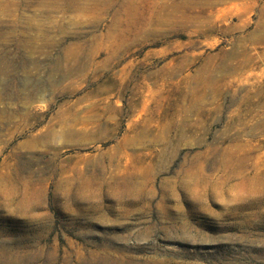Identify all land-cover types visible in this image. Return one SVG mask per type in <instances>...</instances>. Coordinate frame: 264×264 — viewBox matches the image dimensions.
<instances>
[{"label":"rangeland","instance_id":"1","mask_svg":"<svg viewBox=\"0 0 264 264\" xmlns=\"http://www.w3.org/2000/svg\"><path fill=\"white\" fill-rule=\"evenodd\" d=\"M9 1L0 264H264V0H186L181 19L143 1L131 32L147 34L122 43L96 0ZM51 124L49 145L32 144Z\"/></svg>","mask_w":264,"mask_h":264},{"label":"bare ground","instance_id":"2","mask_svg":"<svg viewBox=\"0 0 264 264\" xmlns=\"http://www.w3.org/2000/svg\"><path fill=\"white\" fill-rule=\"evenodd\" d=\"M20 1V0H19ZM18 1V2H19ZM67 2H65L66 3V9L69 7V8H78L81 12H82V10H85V12L87 11V10H89L90 9V7H86V6H88V2H89V0H84V2L86 1V3L87 4H85V3H83V2H80L81 0H66ZM83 1V0H82ZM92 1V0H91ZM97 1V2H96ZM95 1V5H93V7L95 8V9H97L98 11H100V12H103V13H108V11H112L113 12V20L111 19V26L110 27H112V26H114V28L116 29L115 31H118V33L116 34L117 36H116V39L117 40H120L121 41V43H122V40H123V38L127 35V36H129V35H132V34H140L141 33V31H142V33H146L145 32V30L143 31V26L141 27V31H139V29H138V31H136V32H134V33H132L131 32V30H132V28L134 27V25L136 24V23H138L137 22V19H138V16H139V14L137 15V13H138V8H139V5L144 1V2H149L147 5H149L148 7H147V10H148V12L150 13V0H96ZM223 0H196L195 1V5H196V8H202V7H211V6H213L214 4H217V3H219V2H222ZM227 1V0H226ZM34 3H35V6H33L32 8L34 9V7H35V9L37 8V7H39V6H41V8H42V10L43 11H50V10H52L53 11V9H51V8H53V6L55 5V4H57V2L59 3V2H63L62 0H34L33 1ZM93 2H94V0H93ZM190 2V1H189ZM0 3H2L1 4V6H0V16L2 15V16H7V15H10L11 14V10H10V7H14L15 9H16V7H19V5H21V2H19L18 4L17 3H13V2H11V1H9V0H0ZM29 4V3H28ZM33 4V3H32ZM63 4V3H62ZM81 4H83V5H86V6H82ZM92 4V3H91ZM154 4V3H153ZM152 4V11H156V6L155 5H153ZM158 4V3H157ZM221 4V3H220ZM164 5V4H163ZM188 4H187V1L186 0H167L166 1V3H165V6L163 7V9L162 10H166V11H168V14L170 15V16H177V17H179L180 19L183 17V14H184V9H186V6H187ZM59 6H60V3H59ZM64 6V5H63ZM90 6H92V5H90ZM222 6V5H221ZM224 6V5H223ZM158 7V6H157ZM192 7V6H191ZM190 7V8H191ZM31 8V7H30ZM40 8V7H39ZM64 8V7H63ZM89 8V9H88ZM66 9H64V10H66ZM74 9V10H75ZM78 9H76V10H78ZM87 9V10H86ZM111 9H114V10H111ZM192 9V8H191ZM237 10L238 8L235 6V5H232V6H229V7H226V8H224V9H222V10H220L219 12L220 13H223V14H226V11H231V10ZM17 10V9H16ZM41 10V9H40ZM78 10V11H79ZM199 10V9H198ZM13 11H14V9H13ZM51 11V12H52ZM68 11V10H67ZM69 11H70V9H69ZM90 11H93V9L92 10H90ZM41 12V11H40ZM159 12V11H158ZM218 12V13H219ZM14 13V12H13ZM44 13V12H43ZM50 13V12H49ZM48 13V14H49ZM154 13V12H153ZM15 14V13H14ZM176 14H179V15H176ZM137 15V17H135ZM15 16V15H14ZM15 17H17V16H15ZM8 18V17H7ZM145 18V17H144ZM16 21V20H15ZM2 22V21H1ZM13 22H14V20H13ZM144 22H145V20H144ZM150 22V19L147 21V22H145V23H149ZM4 24V23H3ZM3 24H1L0 23V29H1V27H3ZM10 25H4V27L3 28H6L7 30H8V32L5 34V35H7L8 34V36L6 37V39H9L12 35H13V31H15L14 29H16V28H14L15 27V23L14 24H12V23H9ZM16 26H18V24H16ZM13 28V29H12ZM28 29V28H27ZM110 31V30H109ZM23 33V32H22ZM147 34V33H146ZM145 34V35H146ZM134 38V37H133ZM25 39V38H24ZM24 39H22V42H21V46H23V48H24ZM132 40V39H131ZM27 42H29L28 40H26ZM136 41V40H135ZM121 43H118V48L120 47V46H122V44ZM29 44V43H28ZM67 53V52H66ZM110 58V57H109ZM25 85L27 84V83H24ZM102 92H104V93H106L107 91H108V89L107 88H103V89H100ZM110 90V89H109ZM24 108V107H23ZM3 113H4V111H2ZM2 112H0V113H2ZM13 112V111H12ZM12 114V113H11ZM15 114V113H14ZM23 114V113H22ZM6 116H7V114H5ZM9 115H10V112H9ZM8 115V116H9ZM24 115V114H23ZM1 116H3V114H1ZM0 116V118H2ZM13 116V115H12ZM15 117V116H14ZM8 118V117H7ZM6 118V119H7ZM10 118H11V116H10ZM9 118V119H10ZM8 119V120H9ZM12 119V118H11ZM68 122H64V125H68L67 124ZM53 125L54 124H51V125H48V126H46L44 129H41V130H37L32 136V138H33V143L32 144H39V145H45V146H48L49 145V139L52 137V136H54V130H53ZM61 128V127H60ZM69 129V128H68ZM68 129H66L67 130V132H68ZM64 131H65V128H64ZM61 132H63V130L61 131ZM141 136V137H146V136H150V132L148 131V129L147 128H144V130H142V131H140V132H138L137 134L135 133L133 136H124L122 139H121V141L119 142V144H118V148L121 150V149H123V148H125L126 146H129V147H132L134 144H136V142L138 141V139H137V141H136V136ZM146 135V136H145ZM150 141V140H149ZM163 142V141H162ZM165 143H167L166 141L164 142V144ZM166 145V144H165ZM126 157H127V155H125ZM143 162V161H142ZM204 162V161H203ZM203 164V163H202ZM126 168V167H125ZM227 171V169H223L222 171H223V173H224V171ZM230 173L232 174V178H231V174L229 175H227V172H226V175H225V179H222V183H223V180L224 181H226V180H229V179H232V181H233V179L235 178V174L233 175V173L231 172V170H230ZM131 174H133V175H131ZM131 174H129V175H131V177L129 178L130 180H128V185L125 187V189H126V191H128V192H135L136 193V191H138V180H137V178L138 177H136L137 175L135 174V173H131ZM135 174V175H134ZM219 174H221V173H219ZM238 174V173H237ZM188 175V174H187ZM217 176H218V173L216 174ZM252 175H253V173H252ZM261 175H263V174H261ZM260 175V176H261ZM184 176H185V174H184ZM241 176V175H240ZM216 177V176H215ZM220 177H221V175H220ZM219 177V178H220ZM223 177H224V175H223ZM245 177H248V176H246V175H243L242 176V183H244V179H246ZM264 177V176H263ZM192 178V177H191ZM195 178H196V176H195ZM216 178H218V177H216ZM241 178V177H240ZM249 178V177H248ZM247 178V179H248ZM255 178V177H254ZM246 179V180H247ZM245 180V181H246ZM249 180V179H248ZM250 180H252V179H250ZM249 180V181H250ZM254 180V179H253ZM253 180L250 182V184L253 182ZM263 180V179H262ZM235 181H237L236 179H235ZM220 182V183H221ZM127 183V182H126ZM228 183V182H227ZM231 183V182H230ZM235 183V182H234ZM237 184H238V182H236ZM235 183V184H236ZM240 185H241V183H239ZM246 184V182L244 183V185ZM253 184V183H252ZM234 185V184H233ZM243 185V186H244ZM247 185V184H246ZM219 186V185H218ZM222 186V185H221ZM225 186V185H224ZM232 186V185H231ZM250 186V185H249ZM228 188V187H227ZM236 188V187H235ZM235 188H233V189H235ZM246 188V187H245ZM229 190V189H228ZM232 190V189H231ZM251 190V189H250ZM233 191V190H232ZM232 191H230V192H232ZM229 192V193H230ZM228 193V194H229ZM139 195V194H138ZM231 195V194H230ZM233 197V196H232ZM231 200H232V198H231Z\"/></svg>","mask_w":264,"mask_h":264}]
</instances>
